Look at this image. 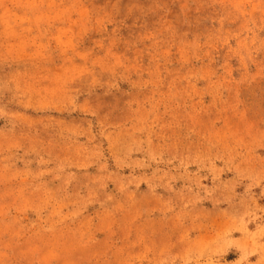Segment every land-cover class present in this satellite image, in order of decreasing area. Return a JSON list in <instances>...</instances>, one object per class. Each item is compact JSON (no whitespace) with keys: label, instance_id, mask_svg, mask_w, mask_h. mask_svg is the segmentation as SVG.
<instances>
[{"label":"rangeland","instance_id":"1","mask_svg":"<svg viewBox=\"0 0 264 264\" xmlns=\"http://www.w3.org/2000/svg\"><path fill=\"white\" fill-rule=\"evenodd\" d=\"M0 264H264V0H0Z\"/></svg>","mask_w":264,"mask_h":264}]
</instances>
